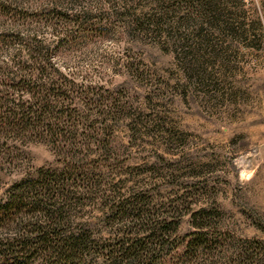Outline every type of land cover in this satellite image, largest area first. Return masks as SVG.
I'll return each mask as SVG.
<instances>
[{"label": "rangeland", "instance_id": "obj_1", "mask_svg": "<svg viewBox=\"0 0 264 264\" xmlns=\"http://www.w3.org/2000/svg\"><path fill=\"white\" fill-rule=\"evenodd\" d=\"M24 73L50 129L11 121ZM39 169L85 264H264V0H0V198Z\"/></svg>", "mask_w": 264, "mask_h": 264}, {"label": "trees", "instance_id": "obj_2", "mask_svg": "<svg viewBox=\"0 0 264 264\" xmlns=\"http://www.w3.org/2000/svg\"><path fill=\"white\" fill-rule=\"evenodd\" d=\"M28 50L31 51V49ZM20 77L19 80L24 90L27 92L37 90L39 96L36 104L40 109L42 108L39 111L41 114L33 110L34 106L23 107L21 105L17 110L18 113L16 109L13 110L10 116L11 121L14 125L18 121L26 124L28 120L35 118L38 124L33 125V128L39 126L44 130L50 129V122L43 112L48 105V100L45 99V95L40 96L45 84L34 80L32 74L29 73H24ZM38 172L37 177H29L14 184L12 188L15 191L8 192L4 198H0V227L4 223L12 222V217L17 212H21V215L43 212L47 223L46 225H32V229L23 228L12 236H0V264H85L84 254L89 246L88 237L82 232L64 234L51 227L53 223L57 225L60 222V210L63 207L50 209L48 206L53 205L58 195H63L62 193L66 191L65 183L71 178L66 177L65 173L55 171L39 169ZM163 222L166 223L164 219H161L156 224ZM130 249L131 247L122 246L118 249L107 250V253L101 252V254L106 264H147L145 262L147 258L146 260L140 259L138 253H129Z\"/></svg>", "mask_w": 264, "mask_h": 264}]
</instances>
